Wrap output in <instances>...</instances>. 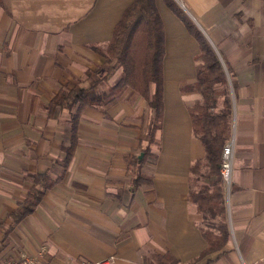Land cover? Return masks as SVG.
<instances>
[{
    "label": "crops",
    "instance_id": "1",
    "mask_svg": "<svg viewBox=\"0 0 264 264\" xmlns=\"http://www.w3.org/2000/svg\"><path fill=\"white\" fill-rule=\"evenodd\" d=\"M132 1H0V262L20 249L37 264H155L165 254L178 264H264V0H173L234 80L229 237L219 251L194 260L207 246L187 198L191 164L204 152L189 114L201 97L199 44L165 0H155L164 34L158 143L154 110L125 86L101 110H82L63 166L71 112L51 100L62 87H90L87 70L101 93L118 82L121 70L92 46L109 42ZM147 146L137 182L129 161ZM43 172L60 177L14 223L10 213Z\"/></svg>",
    "mask_w": 264,
    "mask_h": 264
},
{
    "label": "trees",
    "instance_id": "2",
    "mask_svg": "<svg viewBox=\"0 0 264 264\" xmlns=\"http://www.w3.org/2000/svg\"><path fill=\"white\" fill-rule=\"evenodd\" d=\"M165 2L181 18L199 44V52L195 55L196 81L193 87L201 97L189 108V114L193 134L200 140L204 152L191 164L187 193L188 200L202 216L200 229L207 242L206 248L194 259L197 261L219 251L229 237L220 162L223 145L231 134V87L234 86V80L231 78V70L222 64L218 54L196 25L173 0ZM92 49L105 57L107 62L117 63L121 77L116 84L109 87L108 93H101L97 88L100 79L94 72L87 70V76L93 78L90 87H62L51 100L53 104L71 112L72 136L63 160L64 167L73 156L77 123L82 110L86 107L101 110L125 86L141 94L148 106L154 110L150 135L151 142L158 143L154 135L160 127L163 113L164 34L155 0H133L115 24L109 42L103 46H92ZM149 156L152 154L147 146L141 158L133 156L129 161L136 170L137 182H145L139 179V171ZM198 175L205 178L206 182L198 184ZM59 177L52 178L47 172L33 174V185L24 200L10 213L13 222L17 223L33 212L45 191ZM155 264H178V261L165 254L156 256Z\"/></svg>",
    "mask_w": 264,
    "mask_h": 264
},
{
    "label": "built area",
    "instance_id": "3",
    "mask_svg": "<svg viewBox=\"0 0 264 264\" xmlns=\"http://www.w3.org/2000/svg\"><path fill=\"white\" fill-rule=\"evenodd\" d=\"M233 162V138L230 136L227 142L223 145L221 162H220V174L223 179L227 190L230 184V178L232 173ZM46 251L45 246H40L38 255H42ZM37 255L31 256L23 250H16L14 256L10 259L0 262V264H37Z\"/></svg>",
    "mask_w": 264,
    "mask_h": 264
},
{
    "label": "rangeland",
    "instance_id": "4",
    "mask_svg": "<svg viewBox=\"0 0 264 264\" xmlns=\"http://www.w3.org/2000/svg\"><path fill=\"white\" fill-rule=\"evenodd\" d=\"M115 64L117 65V63H115ZM204 182H206V179L203 178L201 175H198V176H197V183H198V184H202V183H204ZM223 188H224V191L226 192L227 188H226V186H225L224 183H223Z\"/></svg>",
    "mask_w": 264,
    "mask_h": 264
}]
</instances>
